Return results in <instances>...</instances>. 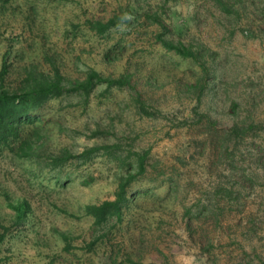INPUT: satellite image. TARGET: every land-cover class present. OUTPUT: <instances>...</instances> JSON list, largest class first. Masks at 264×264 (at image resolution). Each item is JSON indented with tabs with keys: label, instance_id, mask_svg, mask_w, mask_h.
<instances>
[{
	"label": "rangeland",
	"instance_id": "obj_1",
	"mask_svg": "<svg viewBox=\"0 0 264 264\" xmlns=\"http://www.w3.org/2000/svg\"><path fill=\"white\" fill-rule=\"evenodd\" d=\"M221 1L0 0L8 88L27 67L51 73L49 57L72 81L95 70L132 84L99 85L87 103L79 94L50 101L22 134L36 154L0 151V264H264V0ZM115 17L104 36L87 25ZM160 37L198 48L203 61L168 51ZM143 105L158 117L143 116ZM251 124L246 139L231 136ZM93 147L103 150L87 163L46 165ZM145 151L122 221L95 226L85 206L114 200ZM22 203L17 225L10 205Z\"/></svg>",
	"mask_w": 264,
	"mask_h": 264
},
{
	"label": "trees",
	"instance_id": "obj_2",
	"mask_svg": "<svg viewBox=\"0 0 264 264\" xmlns=\"http://www.w3.org/2000/svg\"><path fill=\"white\" fill-rule=\"evenodd\" d=\"M219 5H224L221 0H215ZM121 22V18L115 17L107 22L88 21V27L99 36H104L111 29L115 28ZM165 28L164 26H162ZM159 41L168 51H174L179 56L185 59H192L195 62H202L203 56L195 47L184 46L183 44H175L163 37ZM7 55V54H6ZM9 56V55H8ZM4 58L0 71V151L8 148L14 155L19 158L33 157L36 152L34 143L30 138H23V131L27 126H35L37 122L42 121L44 117V109L46 105L55 99L62 98L66 95L79 94L87 103L99 85H106L107 89L132 87L131 76L123 75L118 79H112L102 76L95 70H90L87 78L84 81H72L67 79L59 70L57 63L52 58H46L49 62L51 73L41 72L34 67L24 69V75L20 80L19 86L16 89L8 88L6 85L9 74V64L7 57ZM205 68V63L202 64ZM140 111L143 116L149 118L158 117V114L148 110L144 105ZM254 129V125L240 127L235 125L231 130V136L235 137L236 141L244 140L248 136L249 129ZM38 131V130H36ZM99 135L98 132L94 136ZM231 138H225L223 141V149L225 150V158L230 157L228 148L225 144ZM108 148V147H106ZM236 147H233L235 149ZM111 149V148H110ZM103 148L93 147L84 150L78 156H74L70 151L64 150L59 156H54L47 161V166L52 169H57L64 166L67 162L77 159L82 163L91 161ZM233 151V150H232ZM149 152L134 153L136 157L135 164H128L126 171L120 177L118 188L115 193V199L105 201L101 204L86 205L84 211L86 215L91 216L94 220V225L97 227L106 224L110 220L122 221L124 209L130 202L128 189L130 185L139 177L146 173V160ZM231 169L236 167L230 166ZM238 169V168H237ZM220 187L217 191L218 196H232L233 191L227 187ZM222 187V188H221ZM229 195V196H228ZM17 212V225H21L26 220L27 204L22 203L17 206L10 205ZM7 231V229H6ZM5 234L0 237V243L4 241ZM67 251L73 248L70 237L62 235Z\"/></svg>",
	"mask_w": 264,
	"mask_h": 264
}]
</instances>
